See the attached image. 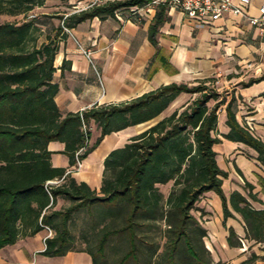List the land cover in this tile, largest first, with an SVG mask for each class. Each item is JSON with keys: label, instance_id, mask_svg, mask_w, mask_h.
<instances>
[{"label": "trees", "instance_id": "16d2710c", "mask_svg": "<svg viewBox=\"0 0 264 264\" xmlns=\"http://www.w3.org/2000/svg\"><path fill=\"white\" fill-rule=\"evenodd\" d=\"M46 1L0 0V16L20 18L0 22V248L47 227L55 234L45 239L43 254L61 256L74 244L70 225L83 214L89 217L82 220V236L93 264H215L204 245L205 229L192 213L204 214L197 203L207 192L218 196L223 221L232 212L239 216L245 242L264 244V203L253 186L243 179L244 195L232 191L228 197L221 188L227 173L219 169L213 150L220 142L215 136L219 108L224 106L228 127L222 138L252 149L261 168L264 142L237 122L235 98L217 92L213 80L172 83L120 104L65 115L54 102L58 87L52 82L53 61L63 28L115 13L128 19L133 17L130 8L150 0L94 3L65 18L55 16L61 24L44 34L34 10ZM158 22L156 17L149 27L152 44ZM180 93L193 97L109 152L99 192L76 183L66 169L51 167L49 142L64 145L72 167L104 136L156 118ZM91 122L100 135L89 144ZM80 148L85 149L76 156ZM51 181L57 183L47 184ZM257 181L264 190L263 179ZM167 184L165 197L159 187ZM59 197L70 204L51 210ZM241 243L228 229L229 247ZM258 258L251 253L241 264H254Z\"/></svg>", "mask_w": 264, "mask_h": 264}, {"label": "crops", "instance_id": "0c3cea01", "mask_svg": "<svg viewBox=\"0 0 264 264\" xmlns=\"http://www.w3.org/2000/svg\"><path fill=\"white\" fill-rule=\"evenodd\" d=\"M104 1L49 0L34 10V16L45 34L61 24L56 17L65 18ZM263 3L264 0H250L245 16L226 14L207 25L187 18L182 11L157 7L148 14L141 11L128 19L118 13L109 18L94 17L73 28H63L65 36L58 43L53 61L52 82L58 87L54 102L63 115L79 113L95 105L130 101L160 86L172 83L195 85L210 79L214 81V89L226 94V99L235 98L237 122L264 142V37L247 20L257 15V8ZM156 17L159 22L154 35L155 44H152L149 27ZM83 51L89 52V57ZM253 80L255 82H251ZM192 97L180 93L156 118L104 136L70 177L99 192L103 161L109 152L123 147L129 138L185 105ZM225 120L222 106L217 111L215 130L220 142L213 145L217 165L227 173V178L222 181V191L226 197L232 191L244 195V179L264 203V190L257 181V177L264 181V168L254 160L257 155L252 149L222 138L228 132ZM88 130L89 144H92L100 135L99 130L92 122ZM63 149L64 145L57 141L47 144L51 167L64 168L67 172L71 167ZM230 181L234 184L229 185ZM166 186L168 190L165 192L162 191L164 186L159 187L165 197L170 184ZM69 204L59 197L51 210ZM251 204L260 208L256 203ZM197 207L204 214L194 216L205 229L204 245L215 264H241L251 253L259 257L254 264H264V244L245 242L243 223L234 212L231 211L232 216L223 221L220 200L215 193H205ZM84 216L80 215L79 226L71 235L74 244L65 254L51 257L43 254L45 239L55 234L50 230L48 236L45 227L0 248V264H93L82 236V220H89ZM228 229L240 239L241 246L229 247Z\"/></svg>", "mask_w": 264, "mask_h": 264}, {"label": "built area", "instance_id": "2783aa9c", "mask_svg": "<svg viewBox=\"0 0 264 264\" xmlns=\"http://www.w3.org/2000/svg\"><path fill=\"white\" fill-rule=\"evenodd\" d=\"M250 3V0H150L140 8L132 7L129 9L130 15L134 16L143 11L148 14L157 7H164L166 10H179L187 17L196 21L200 25H207L221 18L223 15H240L245 16V8ZM118 13H115V15ZM248 23L255 27L260 36L264 37V3L257 8V15L247 18ZM86 57H89V52L83 51ZM249 130V128H247ZM89 143V140L86 141ZM85 148H80L76 152V156ZM79 160L76 159L75 165L72 166L66 173L77 172L80 167ZM57 181H51L47 184H56ZM47 190V189H46ZM47 229L48 236L51 234L50 229Z\"/></svg>", "mask_w": 264, "mask_h": 264}, {"label": "rangeland", "instance_id": "374dc122", "mask_svg": "<svg viewBox=\"0 0 264 264\" xmlns=\"http://www.w3.org/2000/svg\"><path fill=\"white\" fill-rule=\"evenodd\" d=\"M19 20L20 18H12V17H3V16H0V22H3V21H13V20ZM227 182V181H226ZM228 183H230L229 185H232V184H234V182H228ZM168 190V188H167V186L165 187H162V191H167ZM108 209H110V208H108ZM193 213V215H195L196 217H198V213L199 212H192ZM78 226H79V221H76L73 225H70V227H69V229H70V233H74L76 230H77V228H78ZM154 233V232H153Z\"/></svg>", "mask_w": 264, "mask_h": 264}]
</instances>
